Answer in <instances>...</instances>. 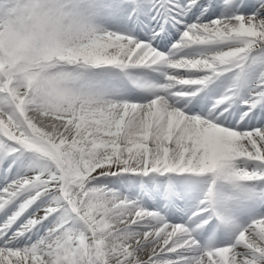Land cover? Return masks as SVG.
Returning a JSON list of instances; mask_svg holds the SVG:
<instances>
[{
  "label": "snow or ice",
  "instance_id": "6c2138e0",
  "mask_svg": "<svg viewBox=\"0 0 264 264\" xmlns=\"http://www.w3.org/2000/svg\"><path fill=\"white\" fill-rule=\"evenodd\" d=\"M0 264H264V0H0Z\"/></svg>",
  "mask_w": 264,
  "mask_h": 264
}]
</instances>
